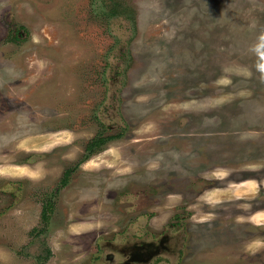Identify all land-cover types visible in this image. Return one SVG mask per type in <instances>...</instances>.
<instances>
[{
  "label": "rangeland",
  "instance_id": "rangeland-1",
  "mask_svg": "<svg viewBox=\"0 0 264 264\" xmlns=\"http://www.w3.org/2000/svg\"><path fill=\"white\" fill-rule=\"evenodd\" d=\"M167 230L264 264V0H0V264Z\"/></svg>",
  "mask_w": 264,
  "mask_h": 264
},
{
  "label": "flooded vegetation",
  "instance_id": "flooded-vegetation-1",
  "mask_svg": "<svg viewBox=\"0 0 264 264\" xmlns=\"http://www.w3.org/2000/svg\"><path fill=\"white\" fill-rule=\"evenodd\" d=\"M181 241L182 239L170 230L152 238L145 234L141 236L140 233L131 244H128L130 246L122 249L115 246L106 257L113 264H152L162 257L175 256L177 253L175 254L174 249Z\"/></svg>",
  "mask_w": 264,
  "mask_h": 264
},
{
  "label": "trees",
  "instance_id": "trees-1",
  "mask_svg": "<svg viewBox=\"0 0 264 264\" xmlns=\"http://www.w3.org/2000/svg\"><path fill=\"white\" fill-rule=\"evenodd\" d=\"M65 174H66V176H68L69 175V172L67 171V172H65ZM67 178H65L63 181L65 182L67 180Z\"/></svg>",
  "mask_w": 264,
  "mask_h": 264
}]
</instances>
